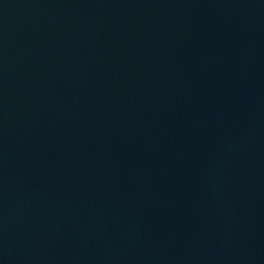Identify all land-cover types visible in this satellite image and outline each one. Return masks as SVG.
<instances>
[{
	"label": "water",
	"instance_id": "water-1",
	"mask_svg": "<svg viewBox=\"0 0 264 264\" xmlns=\"http://www.w3.org/2000/svg\"><path fill=\"white\" fill-rule=\"evenodd\" d=\"M0 264H264V0H0Z\"/></svg>",
	"mask_w": 264,
	"mask_h": 264
}]
</instances>
